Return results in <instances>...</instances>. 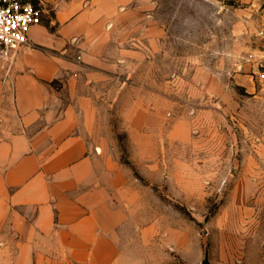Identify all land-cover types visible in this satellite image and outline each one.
Here are the masks:
<instances>
[{
  "label": "rangeland",
  "instance_id": "rangeland-1",
  "mask_svg": "<svg viewBox=\"0 0 264 264\" xmlns=\"http://www.w3.org/2000/svg\"><path fill=\"white\" fill-rule=\"evenodd\" d=\"M33 1L52 31L54 4ZM96 24L59 51L75 96L66 75L42 84L60 111L91 102L78 130L99 155L110 264H264V0H130ZM19 54L0 60V141L21 131L1 90Z\"/></svg>",
  "mask_w": 264,
  "mask_h": 264
},
{
  "label": "crops",
  "instance_id": "crops-1",
  "mask_svg": "<svg viewBox=\"0 0 264 264\" xmlns=\"http://www.w3.org/2000/svg\"><path fill=\"white\" fill-rule=\"evenodd\" d=\"M129 1L48 0L53 30L34 26L17 59L3 63L1 90L13 89L22 120L21 131L0 141V264H110L116 255L99 155L78 130L91 102L80 97L60 111L42 83L66 75L74 97L77 65L60 52L74 38L87 45L97 20Z\"/></svg>",
  "mask_w": 264,
  "mask_h": 264
},
{
  "label": "built area",
  "instance_id": "built-area-1",
  "mask_svg": "<svg viewBox=\"0 0 264 264\" xmlns=\"http://www.w3.org/2000/svg\"><path fill=\"white\" fill-rule=\"evenodd\" d=\"M42 21L33 0H0V60H11L29 43L30 30ZM261 80L264 82V29L258 33Z\"/></svg>",
  "mask_w": 264,
  "mask_h": 264
},
{
  "label": "water",
  "instance_id": "water-1",
  "mask_svg": "<svg viewBox=\"0 0 264 264\" xmlns=\"http://www.w3.org/2000/svg\"><path fill=\"white\" fill-rule=\"evenodd\" d=\"M205 264H208V260L206 259Z\"/></svg>",
  "mask_w": 264,
  "mask_h": 264
}]
</instances>
